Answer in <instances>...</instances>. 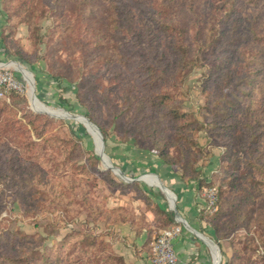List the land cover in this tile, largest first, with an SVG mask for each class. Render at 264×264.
I'll return each mask as SVG.
<instances>
[{"label":"trees","instance_id":"16d2710c","mask_svg":"<svg viewBox=\"0 0 264 264\" xmlns=\"http://www.w3.org/2000/svg\"><path fill=\"white\" fill-rule=\"evenodd\" d=\"M66 1L69 0H63ZM97 1L79 0L75 18L84 22L90 44L96 48L106 45L104 54L98 56L97 50L94 56L104 58L108 68L115 70V83L110 86L124 90L123 104L118 109L112 106L109 96L105 95L104 99L118 112L114 115L118 123L125 122L130 131L148 138L167 166L182 164L186 171L193 173L190 178L180 175L185 183L199 179L202 172L193 169V165L206 153L195 139L200 127L198 118L180 104L182 72L187 63L195 59L199 45L211 41L213 46L227 40V46L237 48L242 37L248 36L238 33L245 24L241 6L246 0H226L225 15L221 19L226 28L218 35L214 34L218 25L213 21L209 23L208 15L199 16L195 9L198 0ZM219 1L202 0V3L210 9ZM258 2L264 5V0ZM249 22L250 32L257 36L264 21L261 24L253 17ZM102 28L106 31L103 40L100 38ZM195 41L200 44L196 45ZM19 48L18 56L32 61L31 54H35L36 49ZM225 62L217 65L210 75L214 76L216 87L237 72L235 64ZM95 75L97 72L93 70L85 72L83 82ZM242 82L248 85L247 89L232 93L230 101L229 94L220 95L215 105L218 133L226 146L221 155V168L229 174V187H220V206L213 216L201 214L213 227L217 241L225 237L232 240V256L226 264H233V259L248 249V245L242 247L237 243L236 231L241 226L251 230L257 219L254 216L256 202H262L259 194L264 187V77L260 71L248 69L237 84ZM87 109V116L106 135L105 128L91 114L90 108ZM24 116L26 121L19 118L15 108L0 103V184L3 186L0 212L5 208L7 195L14 193L35 211L44 203H52L69 221L85 211L93 221L104 220L106 225L130 223L141 230L134 211L124 206L107 208L95 197L91 185V181L96 180L95 172H100L116 186L126 187L129 183L113 177L110 170L101 171L96 163L78 164L77 158L82 153L79 142L61 129L54 131L52 117L40 113ZM172 146L182 160L171 153ZM239 151L246 153L247 164L246 171L236 174L237 162L242 159ZM257 160L259 166L256 167L252 161ZM255 171L261 177L257 181L250 180ZM159 209L169 223H176L172 211L161 206ZM38 243L40 241L29 234L8 228L0 230V264H129L123 255L114 252L103 233L96 232V226L73 229L49 250L41 249Z\"/></svg>","mask_w":264,"mask_h":264},{"label":"rangeland","instance_id":"374dc122","mask_svg":"<svg viewBox=\"0 0 264 264\" xmlns=\"http://www.w3.org/2000/svg\"><path fill=\"white\" fill-rule=\"evenodd\" d=\"M95 1L98 3L97 0ZM198 1L195 9L199 16L208 15L209 23L213 21L218 25L214 29V34L218 35L222 29L226 28L221 22L222 16L225 15L226 0L219 1L210 9L203 5L202 0ZM258 1L260 0H246L242 3L241 13L245 24L243 27L240 26L238 33L248 36L242 37L237 48L227 46V40L213 46H211L213 43L210 44L211 41L202 46L195 41V44L199 45L195 49V59L190 60L182 72L184 81L178 95L180 104L184 110L194 113L198 118L200 127L195 139L198 146L206 153L194 162L193 169L202 172L200 178L197 179L199 182L198 192L205 201L202 213L209 216H213L219 209L220 187H229V174L224 173L221 168V155L226 146L221 139V134L218 133L219 119L216 118L215 105L218 103L220 95L229 94L228 101H230L233 98L232 93H241L242 90L248 88L244 82L237 84L248 69L260 71L264 77V31L262 30L264 27L259 28L257 36H253L249 30V21L253 17L258 18L261 24L264 21V5ZM78 2L79 0H72L71 3L70 0L66 2L63 0H0V67L16 73L24 80L26 86L24 92L12 91L8 93L7 98L0 97V103H6L9 107L15 108L19 118H22L23 121H26L24 115L27 113H40L52 117L55 121L54 131L61 129L79 142L82 153L77 158L78 164L93 165L96 163L101 171L110 170L113 177L129 183L126 187L116 186L104 179L100 172H95L96 180L95 182L91 181L95 197L103 201L107 208L124 206L136 213L139 226L142 227L141 230L147 231L146 242L151 243L153 237L165 228L174 225L189 228V225L174 213V204L178 210L177 193L168 183L170 181H165L161 176V172L167 167V164L156 152L158 149L156 150L148 138L143 137L142 134L130 131L125 122L118 123V118L114 116L118 112L110 108V105L113 104L112 106L118 109L120 104H123L124 90L122 87L116 89L110 86L115 83L113 79L115 70L108 68L104 58L94 56V52L97 50L98 56L100 53L104 54L106 45L101 44V47L96 48L90 44L89 38L85 35L84 22H80L78 17L75 18ZM227 29L232 28L228 27ZM105 32L104 28L100 30L101 40L105 38ZM107 43L111 44L109 41ZM19 47L36 49V53L31 54L32 61H26L18 56ZM224 62L226 65L235 64L237 72L232 74V77L227 76L229 79H223V82H219V87H216V83L213 82L214 76L210 75L217 65ZM7 63L23 65L33 74L36 95L47 107L86 116L87 107H89L91 114L105 128L106 135L100 130L104 136L105 152L110 162L121 168L125 176L133 180L126 181L114 170L105 168L102 158L99 156L100 150L95 137L81 120L68 116L51 115L36 109L31 101L29 75L14 66H8ZM90 70H93V73L97 72V75L84 83L83 74ZM210 82L212 83L210 84ZM204 85L207 87L205 88ZM105 95L110 97L112 104L104 99ZM128 113V115H132L131 111ZM171 153L182 160L181 156L177 154L176 147L172 146ZM238 155L242 159L237 162L239 168H237L236 174L243 173L247 164L244 161L246 153L239 151ZM252 163L256 167L259 166L258 160L252 161ZM170 167L172 171L179 175L184 174L186 178L193 175L186 171L182 164L177 163ZM228 167L233 169L232 165ZM254 174L250 180L257 181L261 175L256 171ZM143 175L144 177L158 175L164 185L175 194V200L172 201L160 185L150 182L148 179H140ZM211 186L216 187L217 202L215 209L209 212L206 209L204 193ZM2 188L3 186L0 184V189ZM259 196H261L262 202L260 204L258 201L256 202L254 216L257 219H255V223L253 222L251 230L248 231L241 226L236 231L237 243L242 247L248 245V249L240 257H237L238 264H251L254 261L257 264H264V254L262 253V249H264V187ZM76 203L79 204L78 199ZM160 206L162 209L174 213L176 223L168 222L167 217L163 212H160ZM156 211L160 213L157 214ZM147 213L150 218H147ZM64 214L52 203L48 205L44 203L41 209L32 210L24 205L18 196L10 193L7 195L4 210L0 212V230L8 228L29 234L40 241L38 245L41 249L49 250L55 243L62 241L64 236L73 229L90 225L96 226V232L103 233L114 252L123 255L127 263L142 264L139 257L129 259L120 250H117L115 246L116 233L113 228L121 223L106 225L104 220L93 221L85 211L78 214L73 221H69L66 214L64 217ZM258 229L261 231H257ZM206 236L219 245L221 264L230 261L233 251L232 240L225 237L217 241L215 233L211 236L205 234ZM207 244L210 246L208 242ZM145 250L146 257L149 259L151 246L146 249L143 247L136 254L141 256L140 252ZM149 261L150 264H153L151 259Z\"/></svg>","mask_w":264,"mask_h":264},{"label":"crops","instance_id":"0c3cea01","mask_svg":"<svg viewBox=\"0 0 264 264\" xmlns=\"http://www.w3.org/2000/svg\"><path fill=\"white\" fill-rule=\"evenodd\" d=\"M167 167L161 172V176L165 181H170L168 183L176 191L178 210L191 227V229L185 227L181 235L174 241L178 254L177 264H215L213 249L203 238L205 234L214 235V229L201 217L205 201L198 192L199 182L192 180L190 183H185L178 173L172 171L170 166ZM204 171L206 172V168ZM149 216L147 213V218H150ZM113 230L116 233L115 246L117 250H120L129 259L139 257L142 264H150L151 251L149 259L146 257V250L140 252L141 256L136 254L143 247L150 248V243L146 242L147 231H137L130 223L117 224ZM236 260L239 259L235 258L234 264H238ZM139 261L137 260V262Z\"/></svg>","mask_w":264,"mask_h":264},{"label":"built area","instance_id":"2783aa9c","mask_svg":"<svg viewBox=\"0 0 264 264\" xmlns=\"http://www.w3.org/2000/svg\"><path fill=\"white\" fill-rule=\"evenodd\" d=\"M12 91H26L24 80L13 71L0 67V97L7 98L8 93ZM204 196H206V209L212 212L217 202L216 187L211 186L207 188ZM183 229L182 225H174L170 228L161 230L153 237L150 243L151 261L153 264L178 263V254L174 241L181 235ZM262 253L264 254V249H262Z\"/></svg>","mask_w":264,"mask_h":264},{"label":"bare ground","instance_id":"6f19581e","mask_svg":"<svg viewBox=\"0 0 264 264\" xmlns=\"http://www.w3.org/2000/svg\"><path fill=\"white\" fill-rule=\"evenodd\" d=\"M7 65L8 66H14V67L22 70L23 72H27V74L29 75L30 86H31V88H30L31 101H32L33 106L36 109L48 111V112H50V113H52L54 115H60V116H68L69 117L72 114L75 115L76 116L75 118L81 120L85 124V127L87 128V130L89 132H91L92 135L95 137L96 143L98 144V148H99V150L101 152V141H100L99 134H98L96 128L93 125H91L87 119L84 118L83 114H74V113H71L69 111H64V110H61V109L60 110H56V109H53L51 107H47L39 98H37V97H35L33 95V88H34V83H33L34 76H33V74L30 71H28L23 65H17V64H14V63H7ZM103 159L105 161L106 156ZM116 170H117V172H119L118 169H116ZM145 177L142 176V178L144 180L148 179V181L160 185V181L156 177H152L151 175L146 177V178ZM160 187H161V185H160ZM163 190H165L167 192V194L169 195V197H170V199L172 201L175 200L176 196L171 190L165 189L164 187H163ZM201 236H203V235H201ZM203 238H205L207 240V242L210 244V246L212 247L213 253H214V257H215V262L217 263L219 258H220V254H219L218 250L216 249L215 245L208 238H206L204 236H203Z\"/></svg>","mask_w":264,"mask_h":264},{"label":"water","instance_id":"95a60500","mask_svg":"<svg viewBox=\"0 0 264 264\" xmlns=\"http://www.w3.org/2000/svg\"><path fill=\"white\" fill-rule=\"evenodd\" d=\"M17 69H18V68H17ZM18 70H20V69H18ZM20 71L23 72L22 70H20ZM23 73H24V72H23ZM33 83H34L33 95H34L35 97L38 98V96L36 95L35 78H34ZM40 111L50 113V112H48V111H44V110H40ZM50 114H51V115H54V114H52V113H50ZM69 117H70V118H75L76 116L72 114V115H70ZM84 118L87 119V120L89 121V123H90L91 125H93V126L96 128V130H97V132H98V134H99L100 141H101V152L99 153V156L102 158V161H103V164H104L105 168H106V169H112V170H114V172H115L116 174H118L119 176H121V177H122L124 180H126V181L133 180V179H130V178H128L127 176H125V174H124V172L121 170V168L115 166L113 163L110 162L109 157L106 155V152H105V141H104V136H103V134H102L100 128H99L95 123H93V122L89 119V117H87L86 115H84ZM105 156H106V159H105L106 162H104V159H103ZM116 169H118V171H119L120 173L117 172ZM144 175H146V174H144ZM144 175H143V176H144ZM156 177H157L158 180L160 181V185H161V187H162L161 189H163V187H164L165 189L170 190L168 187H166V186L164 185V183L162 182L161 178H160L158 175H156ZM140 179H143L142 176L140 177ZM174 207H175V208H174V209H175V212H174L175 215L179 216V217H180L179 219L184 220V221H185V224H188V225H189V223H188V222L182 217V215L180 214V212L177 210L175 204H174ZM189 229H191L190 225H189ZM208 239H209V240L215 245L216 249L218 250V252H219V254H220V258H219V260H218L217 263L215 262V264H221V260H222V259H221V252H220V247H219V245H218L217 243H215L213 239H211V238H208Z\"/></svg>","mask_w":264,"mask_h":264}]
</instances>
